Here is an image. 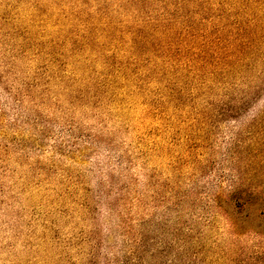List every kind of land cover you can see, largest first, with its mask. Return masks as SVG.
I'll return each instance as SVG.
<instances>
[{
	"label": "rangeland",
	"instance_id": "374dc122",
	"mask_svg": "<svg viewBox=\"0 0 264 264\" xmlns=\"http://www.w3.org/2000/svg\"><path fill=\"white\" fill-rule=\"evenodd\" d=\"M102 2L126 22L173 15L200 36L190 67L149 76L72 49L74 14ZM118 6L0 0V264H250L261 208H244L240 236L215 199L264 149V54L240 76L219 64L264 36V0Z\"/></svg>",
	"mask_w": 264,
	"mask_h": 264
},
{
	"label": "trees",
	"instance_id": "16d2710c",
	"mask_svg": "<svg viewBox=\"0 0 264 264\" xmlns=\"http://www.w3.org/2000/svg\"><path fill=\"white\" fill-rule=\"evenodd\" d=\"M117 1L121 12H128L127 5L134 3V0ZM103 3L99 4L96 15L92 13L74 14V20L83 27L76 31L78 37H74L69 43L72 49H81L86 54L103 57L105 63L120 65L118 68L121 70H128L131 66L143 62L141 67L146 69L149 76L162 73V71H164L163 75H167V71L172 70L173 67H180V69L190 67L191 47L188 44L197 41L200 36L192 35L190 37L191 35L187 32H180L173 15L161 17L162 15L154 16L148 13L143 17L136 13L133 15L132 21L126 22L121 18L112 19L109 17V7ZM95 32L99 34L98 37H94ZM202 40L203 44L207 45V41ZM240 42L239 48L228 52L219 64L229 75L240 76L243 71L251 69V62L264 54V36L252 35L245 39L241 38ZM127 46L125 52L127 56L121 57L118 51H122V48ZM108 47H111L110 51ZM192 61L199 63L192 67L197 70L207 65L205 64V55L193 57ZM242 108L243 106L237 107L236 111H241ZM255 123L263 124L264 122L261 118L257 119ZM262 136L264 137V129H262ZM258 157L260 159L256 161L257 163L253 164L252 161L245 166L247 172L253 170L248 184L240 180L236 187H233L231 195L218 196L215 199L219 212L228 218L236 235L240 236L245 234L246 224L244 221L249 218V214H243L244 208L249 205L261 208L257 216L260 224L256 225L253 231L256 236L262 239V242L250 264H264V149L252 156L255 160ZM239 264H244V261H240Z\"/></svg>",
	"mask_w": 264,
	"mask_h": 264
}]
</instances>
